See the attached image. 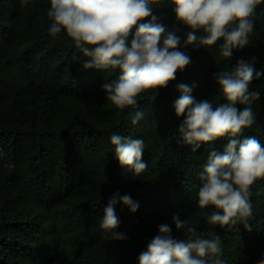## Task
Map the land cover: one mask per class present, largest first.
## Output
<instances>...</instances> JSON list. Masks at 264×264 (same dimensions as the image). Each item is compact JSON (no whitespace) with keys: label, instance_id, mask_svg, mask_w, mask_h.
Returning a JSON list of instances; mask_svg holds the SVG:
<instances>
[{"label":"trees","instance_id":"obj_1","mask_svg":"<svg viewBox=\"0 0 264 264\" xmlns=\"http://www.w3.org/2000/svg\"><path fill=\"white\" fill-rule=\"evenodd\" d=\"M153 15L183 45L188 30L176 21L168 0L153 5ZM50 0H0V264H138V256L168 225L183 238L172 217L187 220L197 233L211 230L222 239L225 264H256L264 258V179L251 186L252 214L235 225H210L216 209L198 207L200 172L209 145L196 152L178 142L185 119L175 115L180 96L176 86L188 85L195 101L224 103L214 74L250 62L261 76L252 88L261 92L255 120L245 136L264 143V0L257 6L251 44L220 55V41L210 47L182 48L190 64L150 101L138 97V107L123 110L106 98L102 83L118 69H84L87 59L62 32L48 34ZM144 22H147L145 20ZM135 29H133V32ZM242 110L243 106L237 105ZM136 111L144 117L135 125ZM144 141L139 176L122 168L110 143L112 134ZM227 140L212 148L220 152ZM128 194L135 213L117 204L124 239H111L101 229L110 197Z\"/></svg>","mask_w":264,"mask_h":264},{"label":"clouds","instance_id":"obj_2","mask_svg":"<svg viewBox=\"0 0 264 264\" xmlns=\"http://www.w3.org/2000/svg\"><path fill=\"white\" fill-rule=\"evenodd\" d=\"M168 2L176 21L188 29L183 45L180 37L153 15V5L159 0H50L48 34L55 38L63 30L87 58L84 69H118V76L102 83V90L116 108H137L142 93H151L149 99L154 101L159 91L176 79L177 72L190 64L191 58L182 48L210 47L220 41V55L226 60L234 49L250 45L262 0ZM28 3L22 0V4ZM254 62L255 57L250 62L238 60L233 68L214 74L224 103L197 102L188 85L176 86L180 96L173 104L175 115L185 116L178 128V142L190 146L193 152L209 145L206 164L199 174L197 202L200 209H216L207 217L210 225H235L250 217L251 186L264 179V143L256 136L244 135L254 123L253 109L261 94L252 88L253 80L261 76L252 66ZM237 105L243 106L242 110ZM143 117V111H136L131 123L135 125ZM218 139L227 140L220 152L212 148ZM110 143L122 168L137 176L147 170L142 160V139L114 133ZM118 203L132 213L139 205L130 195L116 193L104 207L101 229L110 233L111 239L121 240L124 234L114 231L119 226L115 211ZM172 220L178 231H184L183 238H174L170 226L160 225L158 234L139 254L138 264H225L222 239L217 233H197L187 220L181 221L178 216ZM256 264H264V258Z\"/></svg>","mask_w":264,"mask_h":264}]
</instances>
